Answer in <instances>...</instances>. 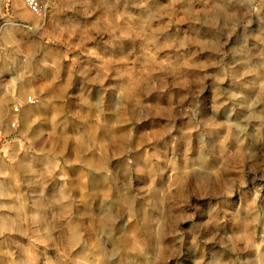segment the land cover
Masks as SVG:
<instances>
[{
	"label": "rangeland",
	"instance_id": "obj_1",
	"mask_svg": "<svg viewBox=\"0 0 264 264\" xmlns=\"http://www.w3.org/2000/svg\"><path fill=\"white\" fill-rule=\"evenodd\" d=\"M39 2L0 42V131L36 99L0 264H264V0Z\"/></svg>",
	"mask_w": 264,
	"mask_h": 264
},
{
	"label": "crops",
	"instance_id": "obj_2",
	"mask_svg": "<svg viewBox=\"0 0 264 264\" xmlns=\"http://www.w3.org/2000/svg\"><path fill=\"white\" fill-rule=\"evenodd\" d=\"M6 1L7 0H1V3H0V40H1L0 42H1V45H7L9 43V38L11 37V33L16 29L21 30L23 28L21 27V25L30 26L34 22V18L31 17L27 9H26L27 11L17 10L16 8L14 9L12 6L8 5ZM24 100L19 99V101H22V102H24ZM23 104L24 105L19 111V113L15 116L18 120L19 125L21 123L22 112L25 108H28L26 106L29 105L26 103H23ZM9 114H10V118L8 119V121H5L6 127L0 132H6L8 122L14 118L11 110Z\"/></svg>",
	"mask_w": 264,
	"mask_h": 264
},
{
	"label": "built area",
	"instance_id": "obj_3",
	"mask_svg": "<svg viewBox=\"0 0 264 264\" xmlns=\"http://www.w3.org/2000/svg\"><path fill=\"white\" fill-rule=\"evenodd\" d=\"M26 8L34 15H41L42 12V6L39 0H23ZM23 103L29 104V105H35L36 99L32 96H27L24 100V102L17 100L15 104L12 107V114L14 118L10 120L7 124V131L6 132H0V161L2 160L3 154L8 150V145L11 142L18 141V136L15 134V130L18 128V120L15 117L21 108L23 107Z\"/></svg>",
	"mask_w": 264,
	"mask_h": 264
}]
</instances>
